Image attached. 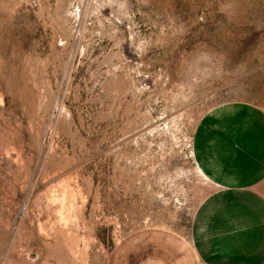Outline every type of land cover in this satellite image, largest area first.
<instances>
[{"label": "rangeland", "instance_id": "obj_1", "mask_svg": "<svg viewBox=\"0 0 264 264\" xmlns=\"http://www.w3.org/2000/svg\"><path fill=\"white\" fill-rule=\"evenodd\" d=\"M234 101L264 108V0H0V264L191 247L194 134Z\"/></svg>", "mask_w": 264, "mask_h": 264}, {"label": "crops", "instance_id": "obj_2", "mask_svg": "<svg viewBox=\"0 0 264 264\" xmlns=\"http://www.w3.org/2000/svg\"><path fill=\"white\" fill-rule=\"evenodd\" d=\"M194 149L215 188L196 209L191 247L143 237L118 264H131L130 251L133 264H264V108L217 106L198 125Z\"/></svg>", "mask_w": 264, "mask_h": 264}]
</instances>
